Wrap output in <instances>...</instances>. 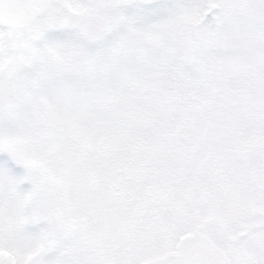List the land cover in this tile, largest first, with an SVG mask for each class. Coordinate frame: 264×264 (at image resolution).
Instances as JSON below:
<instances>
[{"label":"snow or ice","instance_id":"1","mask_svg":"<svg viewBox=\"0 0 264 264\" xmlns=\"http://www.w3.org/2000/svg\"><path fill=\"white\" fill-rule=\"evenodd\" d=\"M0 264H264V0H0Z\"/></svg>","mask_w":264,"mask_h":264}]
</instances>
